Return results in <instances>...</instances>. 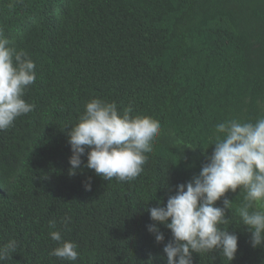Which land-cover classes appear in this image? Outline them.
<instances>
[{
  "label": "trees",
  "instance_id": "obj_1",
  "mask_svg": "<svg viewBox=\"0 0 264 264\" xmlns=\"http://www.w3.org/2000/svg\"><path fill=\"white\" fill-rule=\"evenodd\" d=\"M0 31L36 66L34 110L0 131V246L17 244L2 264H72L49 255L51 231L78 245L74 264H167L171 231L158 225L157 243L148 209L199 174L216 124L264 116V0H0ZM94 98L160 121L131 182L102 179L86 153L69 175L66 133ZM226 197L231 264H264L236 212L243 193ZM192 260L230 264L219 250Z\"/></svg>",
  "mask_w": 264,
  "mask_h": 264
},
{
  "label": "clouds",
  "instance_id": "obj_2",
  "mask_svg": "<svg viewBox=\"0 0 264 264\" xmlns=\"http://www.w3.org/2000/svg\"><path fill=\"white\" fill-rule=\"evenodd\" d=\"M35 67L29 54L17 51L0 31V131L34 110V104L23 97L35 82ZM132 111L129 105L121 113L116 102L100 98L84 105L66 133L72 152L69 175L81 168L85 153L83 166L107 181L131 182L143 172L146 154L153 151L161 124L149 116H132ZM209 145L214 149L199 174L177 185L166 205L158 201L160 206L148 209L153 223L147 231L154 234L157 243L165 239L158 225L171 231L172 239L163 247L167 264H193V253L217 250L231 264L238 250V236L220 226L228 223L226 213L233 207L226 193L238 189L243 193V201L236 208L241 225L251 233V247H264V116L255 122L233 118L216 124ZM84 187L91 191V178ZM220 200L222 206H217ZM70 220L64 218L66 224ZM49 236L59 242L49 255L74 264L78 245L63 240L59 231H51ZM16 247L15 240L0 246V264L12 259Z\"/></svg>",
  "mask_w": 264,
  "mask_h": 264
}]
</instances>
